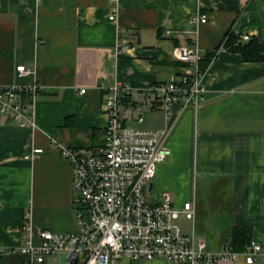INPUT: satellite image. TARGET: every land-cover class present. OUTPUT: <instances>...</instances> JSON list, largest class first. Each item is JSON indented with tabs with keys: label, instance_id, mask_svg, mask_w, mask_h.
<instances>
[{
	"label": "crops",
	"instance_id": "1",
	"mask_svg": "<svg viewBox=\"0 0 264 264\" xmlns=\"http://www.w3.org/2000/svg\"><path fill=\"white\" fill-rule=\"evenodd\" d=\"M196 12L207 13V22H192ZM231 33L264 44V0H0V85L44 86L33 105L36 127L0 113V264L27 259L19 250L29 238L25 214L34 230L79 229V192L61 147L103 144V87L129 85L122 105L128 124L166 126L151 88L189 70L182 45H197L204 56L214 52L206 100L175 106L170 154L158 164L154 191L169 190L180 206L194 202V224L184 216L180 222L210 251L222 252L236 226L251 227L264 246V60L246 61L228 49ZM122 37L131 43L124 51ZM20 63L35 74L18 76ZM36 147L44 151L25 158ZM42 264H61L60 256ZM116 264L187 263L123 258ZM213 264H264V252L253 263L241 257Z\"/></svg>",
	"mask_w": 264,
	"mask_h": 264
},
{
	"label": "built area",
	"instance_id": "2",
	"mask_svg": "<svg viewBox=\"0 0 264 264\" xmlns=\"http://www.w3.org/2000/svg\"><path fill=\"white\" fill-rule=\"evenodd\" d=\"M116 18L115 13L110 19ZM208 14L196 12L191 21L204 23ZM243 39H250L244 34ZM131 47L122 37L119 49ZM204 54L199 46L182 45L180 59L189 70L176 79L160 82L151 88L154 107L166 112L167 124L151 129L128 124L122 105L130 87L122 81L103 87L102 111L108 116L103 144L92 150L62 146V156L71 164L74 186L79 192L77 219L79 229L56 232L34 230L25 214L22 229L29 238L19 247L27 255L23 264H42L53 256L67 253V264H116L117 260L162 259L187 264H213L220 259L244 258L253 263L264 252V246L252 239L247 249L236 251L229 242L222 252L208 249L207 241L184 230L182 216L194 224L196 207L192 200L177 205L169 190L156 194L150 183L158 164L170 154L168 138L176 122L177 104L198 107L206 100L204 79L207 69L201 67ZM18 76L35 74L26 63L16 67ZM44 90L35 81L24 86L0 85V113L19 121L22 126L36 127L33 105ZM86 87L80 88L85 93ZM143 121V113L137 114ZM44 151L36 147L25 155L33 159ZM151 192V197H147Z\"/></svg>",
	"mask_w": 264,
	"mask_h": 264
},
{
	"label": "trees",
	"instance_id": "3",
	"mask_svg": "<svg viewBox=\"0 0 264 264\" xmlns=\"http://www.w3.org/2000/svg\"><path fill=\"white\" fill-rule=\"evenodd\" d=\"M225 46L234 51L241 53L242 58L246 61L264 60V44L256 37L243 40L235 34H229L225 41ZM214 52L208 53L201 61V67L206 69ZM253 239V231L249 226H236L229 244L236 251H244Z\"/></svg>",
	"mask_w": 264,
	"mask_h": 264
},
{
	"label": "water",
	"instance_id": "4",
	"mask_svg": "<svg viewBox=\"0 0 264 264\" xmlns=\"http://www.w3.org/2000/svg\"><path fill=\"white\" fill-rule=\"evenodd\" d=\"M153 187H154V182H151L149 188L153 189ZM60 263L61 264H67V253L66 252H62L60 254Z\"/></svg>",
	"mask_w": 264,
	"mask_h": 264
},
{
	"label": "rangeland",
	"instance_id": "5",
	"mask_svg": "<svg viewBox=\"0 0 264 264\" xmlns=\"http://www.w3.org/2000/svg\"><path fill=\"white\" fill-rule=\"evenodd\" d=\"M147 197H151V192H147Z\"/></svg>",
	"mask_w": 264,
	"mask_h": 264
}]
</instances>
